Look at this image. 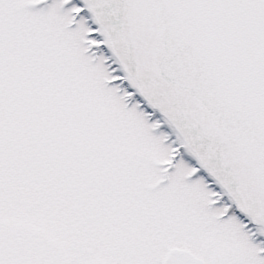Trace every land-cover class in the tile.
Returning a JSON list of instances; mask_svg holds the SVG:
<instances>
[{
	"label": "snow or ice",
	"instance_id": "1",
	"mask_svg": "<svg viewBox=\"0 0 264 264\" xmlns=\"http://www.w3.org/2000/svg\"><path fill=\"white\" fill-rule=\"evenodd\" d=\"M0 264H264V0H0Z\"/></svg>",
	"mask_w": 264,
	"mask_h": 264
}]
</instances>
